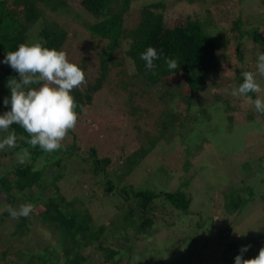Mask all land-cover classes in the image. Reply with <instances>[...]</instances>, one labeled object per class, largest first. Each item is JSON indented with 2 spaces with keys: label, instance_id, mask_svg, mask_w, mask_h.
Returning <instances> with one entry per match:
<instances>
[{
  "label": "rangeland",
  "instance_id": "obj_1",
  "mask_svg": "<svg viewBox=\"0 0 264 264\" xmlns=\"http://www.w3.org/2000/svg\"><path fill=\"white\" fill-rule=\"evenodd\" d=\"M154 1L157 0H131L124 22L135 26L141 5ZM164 3L165 7L157 11H162L167 20L189 15L192 19L211 21L209 29L212 34L227 30L226 35L230 42L219 54L218 66L194 95L189 110L185 108L186 102L177 96H164L159 99L158 93L162 94L165 88L170 92L178 91L177 85L173 83H159L154 86L146 82L151 91L130 105L127 90L134 91L135 87L123 90L119 86V79L133 81L135 70L130 58L120 52L119 57L123 64L112 67L110 76L104 83L105 87L93 94L91 102L82 107L75 129L62 142L63 147L59 154L63 158L65 176L61 180L60 189L68 198L77 196L82 199L83 204L93 214L98 215L100 210H104L98 205L102 189L93 188L90 185L92 181H88L89 172L80 170L87 166L85 161H90L88 155H91V148L99 156L111 157L109 169H118L122 162L120 157L123 155H130L133 151L139 153L141 149H145L146 155L140 161L142 166L129 171L122 183L152 190L172 191L182 178L188 179L191 175L189 181L185 180V186L192 198L190 208L201 212L203 221L198 229L200 238L184 245L182 235L178 239L180 232L177 231L180 227L176 226V230L168 227L162 218L164 216V219L173 220L179 212L174 211L168 216L157 211L156 214L161 219L155 220L152 233L131 236L129 244H132V248L128 255H124L125 259L128 258L134 264H234V258L240 254L243 246L249 247L242 258H254L260 248L264 247V237H258L261 231L264 233V119L243 97L233 96L232 91L238 87L235 70L241 66H250L256 72L257 54L259 51L264 52V40L255 42L250 37V32L255 30L264 37V0H197L190 4L164 0ZM72 7L77 8V5L73 4ZM72 17V13L45 10L37 20V27L55 20L65 28L66 20ZM83 17H87L86 14ZM235 18L242 31L246 32L240 47L244 58L243 65L235 50L236 32L229 31L231 21ZM78 23L72 22L68 30L70 37L62 50L66 52L68 60L75 64H80L82 56L88 57L85 67L79 66L85 72L87 84L97 75L98 59L91 47L90 38L84 36V42L80 41V33L86 34V31ZM81 44L84 48L79 52ZM126 46L127 42L123 49ZM120 70L124 74L118 73ZM256 78L264 89V77L257 74ZM260 95L264 96V92ZM132 106L139 108L134 111ZM161 109L175 112L174 120L171 121L172 115L164 114ZM19 152L20 149L14 150L11 155H4L0 150V176L10 178L9 167L19 163ZM187 160L188 167L183 168ZM42 161L39 158L36 164ZM119 166L120 173L124 166L121 163ZM119 178L120 176L116 177V183ZM236 190L241 195H248L251 190L253 196L242 207V211L237 213L233 209L235 211L231 214L226 211V203H229L227 198ZM4 194L0 195V217L7 206ZM93 199H97V204H94ZM164 203L166 207L169 206L166 201ZM195 215H184L183 219L190 222L193 229ZM207 216L210 217L209 220H205ZM102 219L104 217L96 220L101 222ZM212 219L216 224L211 225ZM16 220L9 215L0 219V256L3 254L1 249L8 246L6 241L13 242L27 251L26 253L34 248L58 244L56 237L35 221L29 224L28 235L22 242H18L12 236ZM231 220L234 232L220 236L221 223ZM183 224L187 226L188 223ZM206 226L214 228V234L208 238H205ZM187 234L190 235V231ZM190 249L200 255L198 260L191 259ZM11 256V253L3 255L2 262L10 264ZM88 264L99 263L92 259Z\"/></svg>",
  "mask_w": 264,
  "mask_h": 264
},
{
  "label": "trees",
  "instance_id": "obj_2",
  "mask_svg": "<svg viewBox=\"0 0 264 264\" xmlns=\"http://www.w3.org/2000/svg\"><path fill=\"white\" fill-rule=\"evenodd\" d=\"M130 1L0 0V113L3 114L10 110V105L5 106L3 103L5 98H10V88L7 86L9 79L19 78L16 71L3 63L5 54L15 51L21 43L34 42H40L50 49L62 50L70 37L68 30L72 22H79L78 24L86 31V34L80 33L82 35L80 41L84 42V36L89 37L91 47L98 59L97 75L94 80L82 85L79 89H74L71 93L78 105L77 113L80 112L81 106L91 102L93 94L105 87L104 83L108 80L112 67L123 64V60L119 57L120 52L130 58L135 70L133 81L119 79V86L123 90L131 86L135 87L134 91L127 90L130 105L134 100L142 99L144 94L151 91L146 82L154 86L159 83L164 85L173 83L177 85L178 91L170 92L165 88L162 94L158 93L159 99L164 96H177L186 102L185 108L189 110L194 95L205 84L207 77L212 75L218 66L219 54L227 48L230 42L226 35L227 30L212 34L209 29V25H212L211 21L203 22L198 18L192 19L189 15L167 20L162 11H157L165 7L164 0L141 5L137 24L129 26L124 20L125 14L129 11ZM177 1L190 4L197 0ZM73 4L77 5V8H73ZM45 10L53 13L57 11L72 13L71 19L74 20H66V29L55 20L37 27V20ZM83 14L87 17H83ZM231 22L229 31L236 32L235 50L238 60L243 65L244 58L240 47L246 32L242 31L236 18ZM250 37L255 42L264 40L261 33L256 30L250 32ZM125 42L127 46L123 49ZM150 46L160 54V58L154 60L155 75L146 71L145 62L140 59L141 53ZM83 48L81 44L79 52H82ZM165 58L178 60V69L169 70ZM87 60V56H82L80 64L77 63V65L84 68ZM250 68V66L246 68L241 66L235 70L237 86L243 82L242 71H254ZM118 73L124 74L122 70ZM248 95L253 99L256 98L254 93ZM131 108L136 111L139 107L132 106ZM160 111L167 115L171 114L170 120H174L175 112L165 109ZM260 116L264 119V114L260 113ZM12 130L18 137L17 147L2 150V153L11 155L14 150L28 148L31 158L24 164L17 163L15 166H10V178L7 179L5 175L0 176V195L6 194H4L6 205H10L13 209H18L21 204L25 203H32L34 206L30 216L20 217L15 221L12 236L18 242H22L30 231L29 224L35 221L49 230L58 240V244L34 248L33 251L26 253L27 251L17 247L13 242L6 241L8 249H1L3 254L0 256V264H5L1 258L3 259V255L9 253L12 255L10 264H88L92 259L98 260L99 264H134L124 257L130 253L132 248L129 239L138 233L142 236L150 235L155 220L161 219L157 216V211L168 216L174 211L179 212L176 213L177 218L173 220L164 219V216L162 218L168 227H174L175 230L176 226L180 227L177 231L181 233H178V239L182 235L184 245L186 242H195L200 238L198 229L203 221L201 212L190 208L192 198L185 186V180L189 181L191 175L188 179L182 178L183 180L171 189L172 191L133 186L130 183H122V180L129 171L132 172L135 167L142 166L140 161L146 155L145 149H141L139 153L133 151L129 153L130 155L120 157L124 170L119 173L120 163L118 169H109L111 157L99 156L96 150L91 148V155H88L90 161H85L87 166L80 170L89 172L88 181L93 182H90L93 188L102 189L98 205L104 210H100L98 215H95L88 206L83 204L82 199H78L77 196L68 198L61 191L60 183L65 176V168L62 165L63 158L59 154L60 150L45 153L39 146L32 148L25 142L29 137L20 126L13 124L10 128V131ZM3 135L6 133H0V137ZM39 158L43 161L36 164ZM188 163L189 160L186 164L184 163L183 168L188 167ZM117 176H120L118 183L115 181ZM251 194V190L248 195H241L237 190L230 194L227 198L229 203H226L228 205L226 211L231 214L235 211L233 209H236L237 213L242 211V207L253 196ZM93 200L94 204H97V199ZM262 200L264 203V196ZM165 201L169 204L168 207L165 206ZM104 204L106 206H103ZM167 209L169 211H166ZM193 214H197L194 216L196 219L194 229L190 222L183 220L184 215L190 217ZM8 215L10 216V213L5 209L0 219ZM101 217H104L101 222L96 220ZM209 218L207 216L205 220ZM212 220L214 223L211 221V225L216 224V221ZM185 222L188 223L187 226L182 225ZM213 229V227L206 226L205 238L214 234ZM188 230L190 235L187 234ZM234 230L232 220L221 223L219 226L220 236H227ZM258 237H264V233L261 231ZM190 255L194 260L200 258V255L193 253L191 249Z\"/></svg>",
  "mask_w": 264,
  "mask_h": 264
},
{
  "label": "clouds",
  "instance_id": "obj_3",
  "mask_svg": "<svg viewBox=\"0 0 264 264\" xmlns=\"http://www.w3.org/2000/svg\"><path fill=\"white\" fill-rule=\"evenodd\" d=\"M160 58L154 47H147L140 59L145 62L146 71L156 74L154 60ZM169 70H176L179 62L167 59ZM3 63L18 73V79H9L10 98H5V106L10 110L0 115V150L17 147V134L10 131L13 124L20 126L27 134L25 142L32 148H39L45 153H53L63 147V141L70 130H74L78 105L71 94L74 89L86 84L85 72L68 60L66 52L43 46L40 42L21 43L15 51L5 54ZM257 74L264 77V52L259 51L256 59V72L242 71L243 82L234 88L232 95L243 97L245 102L264 114V92L257 81ZM249 93H255L253 99ZM82 110V106H81ZM31 158L28 148H21L17 153L20 164ZM32 203L21 204L18 209L6 206L14 219L28 217L33 211ZM249 246H243L240 254L234 258V264H264V247L254 258L243 259V253Z\"/></svg>",
  "mask_w": 264,
  "mask_h": 264
}]
</instances>
